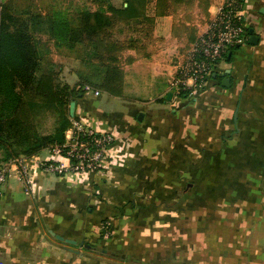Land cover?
Here are the masks:
<instances>
[{
  "label": "crops",
  "instance_id": "crops-1",
  "mask_svg": "<svg viewBox=\"0 0 264 264\" xmlns=\"http://www.w3.org/2000/svg\"><path fill=\"white\" fill-rule=\"evenodd\" d=\"M244 2L248 39L205 87L183 97L173 85L198 29L171 13L147 52H129L123 97L75 99L74 116L115 135L99 171H47L52 147L17 156L0 194V264H264V0ZM65 59L73 86L81 61Z\"/></svg>",
  "mask_w": 264,
  "mask_h": 264
},
{
  "label": "trees",
  "instance_id": "trees-1",
  "mask_svg": "<svg viewBox=\"0 0 264 264\" xmlns=\"http://www.w3.org/2000/svg\"><path fill=\"white\" fill-rule=\"evenodd\" d=\"M211 4L212 0H156L150 14L149 0H124L120 6L109 3L95 10H82L74 18L56 12L49 27L56 45L68 47L81 61L78 82L71 86L60 81L53 64L49 68L44 65L31 17L22 18L0 0V163L63 144L66 131L72 127L70 103L87 93L86 85L112 96H124L125 66L136 60L131 54L125 56V52L138 50L143 43L142 36L129 42L118 39L114 35L118 25H127L133 33L149 37L157 17L175 14L180 8L191 11L193 7L208 17ZM196 37L193 28L190 41ZM214 77L212 74L209 80ZM189 92L179 91L183 97ZM46 113L54 115L58 125L44 134L38 129L37 119Z\"/></svg>",
  "mask_w": 264,
  "mask_h": 264
},
{
  "label": "built area",
  "instance_id": "built-area-1",
  "mask_svg": "<svg viewBox=\"0 0 264 264\" xmlns=\"http://www.w3.org/2000/svg\"><path fill=\"white\" fill-rule=\"evenodd\" d=\"M209 13V21L203 33L197 34L190 43L186 62L179 67L173 83L177 91L203 88L212 74L218 71L219 63L230 48L240 46L248 39L245 27L244 0H220ZM86 92L99 95L100 90L86 85ZM65 142L52 146L50 159L44 167L49 172L70 176L94 171L105 159L108 150L115 142V135L97 131L81 119H72V127L65 133ZM19 157L0 163V194L7 179L12 175L13 166L22 167ZM20 179L33 182L31 174L23 168Z\"/></svg>",
  "mask_w": 264,
  "mask_h": 264
},
{
  "label": "rangeland",
  "instance_id": "rangeland-1",
  "mask_svg": "<svg viewBox=\"0 0 264 264\" xmlns=\"http://www.w3.org/2000/svg\"><path fill=\"white\" fill-rule=\"evenodd\" d=\"M214 2H219L220 0H212ZM2 3L8 6L10 10L17 11L20 13L22 18L26 19L31 17V27L33 36L38 43L40 50L42 52V59L43 63L47 68H49L50 64H53L55 70L59 71V79L62 83L66 82L64 74V63L61 61L66 60L65 57H75V54L72 50H70L66 46H58L56 45L55 38L50 30V22L54 18L56 12L65 13L68 18H74L78 13L82 10L91 9L95 10L101 4L108 5L112 3L116 6H120L124 0H1ZM156 0H149V13L153 14L154 7H155ZM187 10L186 8H180L174 15H178L180 20L184 17L185 19L192 20V24L197 27L198 34L204 32L209 18L205 16V13L202 10H199L197 7L190 8ZM196 12L198 14L196 15ZM209 12V11H208ZM173 14V12H172ZM196 15V17H195ZM181 16V17H180ZM183 16V17H182ZM183 18V19H184ZM190 28H193L190 26ZM153 28L151 29V33H153ZM190 30V29H189ZM144 33L139 32L138 34L132 32V27L127 25L120 24L114 30V35L122 40L129 42V40L142 36L141 42L143 46L139 47L138 53H145L147 52L146 49V42H150V37L143 36ZM149 38V39H148ZM140 43H138L139 46ZM183 49V57L181 59V63L179 67H181L185 62L188 55V50L190 48V44H186ZM131 50L125 52V56L130 55ZM182 52V53H183ZM81 67V64H80ZM79 67V68H80ZM179 67L177 71V75L179 72ZM78 71V70H77ZM76 71V72H77ZM89 93V92H88ZM92 94V92H90ZM106 94H104L105 96ZM70 113V112H69ZM74 120H78V117L72 116ZM37 126L41 133L47 134L54 131L56 126L58 125V119L50 114L46 113L42 117L37 119ZM46 149L40 151V153H45ZM5 163V162H2ZM102 164V163H101ZM102 168V166H98V168L92 172H97ZM116 173L113 179H109L114 183H118L121 181V178ZM70 175V174H69ZM111 176V175H110Z\"/></svg>",
  "mask_w": 264,
  "mask_h": 264
},
{
  "label": "water",
  "instance_id": "water-1",
  "mask_svg": "<svg viewBox=\"0 0 264 264\" xmlns=\"http://www.w3.org/2000/svg\"><path fill=\"white\" fill-rule=\"evenodd\" d=\"M249 34L251 35L250 36V42L251 43H256L255 39H257V36L253 35V30L252 29H250ZM231 54H232V51H230L228 53V60L231 58ZM223 84L224 85H229V79L225 78L224 81H223ZM75 109H76V100H72L71 103H70V106H69V112H70V116L71 117L75 115ZM141 116H142V114H140L139 119H141ZM55 236L58 239H60L62 241H65L67 243H70V244H77L78 243L76 240L68 239V238H65V237L57 235V234H55ZM87 246H89V245H87Z\"/></svg>",
  "mask_w": 264,
  "mask_h": 264
}]
</instances>
